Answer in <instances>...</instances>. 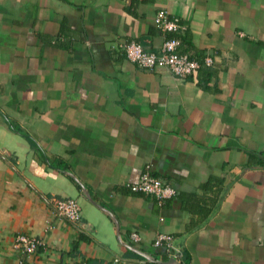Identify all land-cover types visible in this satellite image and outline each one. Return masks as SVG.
Wrapping results in <instances>:
<instances>
[{
  "label": "crops",
  "instance_id": "1",
  "mask_svg": "<svg viewBox=\"0 0 264 264\" xmlns=\"http://www.w3.org/2000/svg\"><path fill=\"white\" fill-rule=\"evenodd\" d=\"M161 9L209 65L125 58L159 50ZM144 170L175 194L130 190ZM157 233L182 264H264V0H0V264H157Z\"/></svg>",
  "mask_w": 264,
  "mask_h": 264
},
{
  "label": "built area",
  "instance_id": "2",
  "mask_svg": "<svg viewBox=\"0 0 264 264\" xmlns=\"http://www.w3.org/2000/svg\"><path fill=\"white\" fill-rule=\"evenodd\" d=\"M155 27L163 32H182L185 28L178 17L169 15L167 11L159 10L153 19ZM179 41L176 38H164L157 52L144 50L135 41H127L122 44V50L127 60L144 69H154L157 67L166 68L175 77H185L198 68V61L187 53H180L177 50ZM205 65L210 64L208 57L203 58ZM129 189L150 196L156 203L162 204L166 199L175 194L173 187L152 175L148 170L141 172L136 183L129 185ZM52 210L60 219L69 222H76L80 217L79 206L72 198H56L52 200ZM133 241L138 240V236L131 232L129 235ZM41 241L33 236L24 233H15L12 236L11 248L20 255H25L36 251L40 247ZM152 245L161 247L166 253V261L172 259L177 264H182L183 253L180 247L173 245L172 236L165 233H157ZM117 259L114 258V261Z\"/></svg>",
  "mask_w": 264,
  "mask_h": 264
},
{
  "label": "trees",
  "instance_id": "3",
  "mask_svg": "<svg viewBox=\"0 0 264 264\" xmlns=\"http://www.w3.org/2000/svg\"><path fill=\"white\" fill-rule=\"evenodd\" d=\"M181 22V21H180ZM167 33V35H166V37L165 38H176V39H178V41H179V43H180V37H181V35H182V32H179V33H173V32H166ZM177 50H178V48H177ZM180 53H185V52H182V51H180V50H178ZM203 58L204 57H202L201 59H196V58H194V59H196L197 61H198V63H199V65H198V67L201 65V64H204L203 63ZM13 130H15L14 128H12Z\"/></svg>",
  "mask_w": 264,
  "mask_h": 264
},
{
  "label": "water",
  "instance_id": "4",
  "mask_svg": "<svg viewBox=\"0 0 264 264\" xmlns=\"http://www.w3.org/2000/svg\"><path fill=\"white\" fill-rule=\"evenodd\" d=\"M157 264H177V263H175L172 259H169V260L166 261V262H159V263H157Z\"/></svg>",
  "mask_w": 264,
  "mask_h": 264
}]
</instances>
